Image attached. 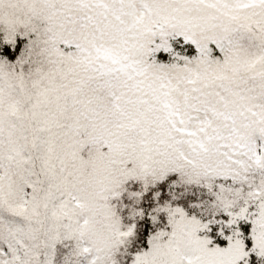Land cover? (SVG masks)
<instances>
[{"label":"snow or ice","instance_id":"obj_1","mask_svg":"<svg viewBox=\"0 0 264 264\" xmlns=\"http://www.w3.org/2000/svg\"><path fill=\"white\" fill-rule=\"evenodd\" d=\"M0 264H264V0H0Z\"/></svg>","mask_w":264,"mask_h":264}]
</instances>
